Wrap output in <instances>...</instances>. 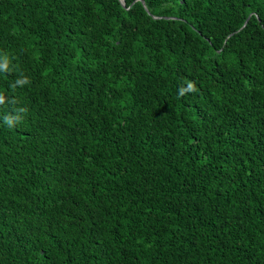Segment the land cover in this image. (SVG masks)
<instances>
[{
  "label": "trees",
  "instance_id": "1",
  "mask_svg": "<svg viewBox=\"0 0 264 264\" xmlns=\"http://www.w3.org/2000/svg\"><path fill=\"white\" fill-rule=\"evenodd\" d=\"M124 1L0 0V264H264V0Z\"/></svg>",
  "mask_w": 264,
  "mask_h": 264
},
{
  "label": "clouds",
  "instance_id": "2",
  "mask_svg": "<svg viewBox=\"0 0 264 264\" xmlns=\"http://www.w3.org/2000/svg\"><path fill=\"white\" fill-rule=\"evenodd\" d=\"M191 88H192V85L189 84V85H188V89L190 90ZM183 91H184V89H181V93H183Z\"/></svg>",
  "mask_w": 264,
  "mask_h": 264
},
{
  "label": "water",
  "instance_id": "3",
  "mask_svg": "<svg viewBox=\"0 0 264 264\" xmlns=\"http://www.w3.org/2000/svg\"><path fill=\"white\" fill-rule=\"evenodd\" d=\"M123 4H125V1L124 0H121Z\"/></svg>",
  "mask_w": 264,
  "mask_h": 264
}]
</instances>
